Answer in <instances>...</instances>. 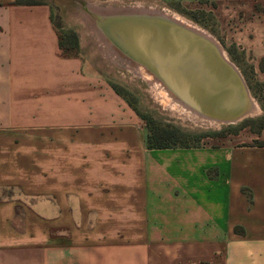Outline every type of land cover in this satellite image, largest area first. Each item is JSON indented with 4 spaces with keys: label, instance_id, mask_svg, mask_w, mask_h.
I'll list each match as a JSON object with an SVG mask.
<instances>
[{
    "label": "crops",
    "instance_id": "0c3cea01",
    "mask_svg": "<svg viewBox=\"0 0 264 264\" xmlns=\"http://www.w3.org/2000/svg\"><path fill=\"white\" fill-rule=\"evenodd\" d=\"M15 1L0 0V264H264V146L149 149L130 104L62 54L50 5ZM246 32L264 56V21Z\"/></svg>",
    "mask_w": 264,
    "mask_h": 264
},
{
    "label": "rangeland",
    "instance_id": "374dc122",
    "mask_svg": "<svg viewBox=\"0 0 264 264\" xmlns=\"http://www.w3.org/2000/svg\"><path fill=\"white\" fill-rule=\"evenodd\" d=\"M26 1L50 5L52 20L58 32L71 38L74 44L77 43L74 54L76 53L77 57L92 68L93 73L106 80L111 87L114 85L119 88L128 104L139 113L142 127L147 128L151 121L157 126L170 125L188 135L189 144L192 146L226 141L264 144V56L260 54L259 48L250 49L246 46L254 36L246 30L250 22L264 21V6L260 4L253 7L225 8L201 6L182 11L178 7L140 6L134 4L137 2L117 0ZM86 6L153 8L177 14L203 29L214 38L226 58L242 74L259 108L258 113L235 123L220 125H205L184 117L160 97L157 89L149 81L133 72L117 55L112 56L113 52L108 50L109 45L94 28L91 18L87 17L85 9L82 8ZM8 193L16 196L18 191L11 190Z\"/></svg>",
    "mask_w": 264,
    "mask_h": 264
},
{
    "label": "water",
    "instance_id": "95a60500",
    "mask_svg": "<svg viewBox=\"0 0 264 264\" xmlns=\"http://www.w3.org/2000/svg\"><path fill=\"white\" fill-rule=\"evenodd\" d=\"M86 8L94 28L116 53L143 66L177 98L225 124L241 120L251 93L216 42L169 20L162 10Z\"/></svg>",
    "mask_w": 264,
    "mask_h": 264
},
{
    "label": "bare ground",
    "instance_id": "6f19581e",
    "mask_svg": "<svg viewBox=\"0 0 264 264\" xmlns=\"http://www.w3.org/2000/svg\"><path fill=\"white\" fill-rule=\"evenodd\" d=\"M139 5L142 6L141 4H139ZM82 8L85 9V11L87 10L86 7H82ZM138 9H143V8L139 7ZM145 10H149V12H151V13L158 12V10L153 9V8H149V9H145ZM159 12H162V14L165 17H167L169 20H172L176 24L187 27V28L193 30L194 32L198 33L199 35H202L203 37L210 39L211 41L216 42L214 40V38H212L206 31H204L203 29L199 28L198 26L190 23L189 21L185 20L181 16H179L177 14L169 13L167 11H159ZM87 17H90L93 24L95 25V21L92 18V16L90 15V13H87ZM105 43H107V42H105ZM108 50H110L111 53L113 52L112 56L117 55L118 58L123 60L127 64V66H129L130 69H132L133 72H135L137 75H140L143 78H145L147 81H149L157 89L158 93L160 94V97L164 98L175 110L180 112L184 117L190 118L194 122H200V123L205 124V125H214V124L220 125V124L224 123V122H222L223 120L210 117V116L206 115L205 113H203L202 111H199L198 109H196V108L192 107L191 105L187 104L186 102L182 101L180 98H177L174 94H172L170 92V90L167 88V86L160 79L156 78L153 74L148 72L143 66L135 65V64L131 63L130 61L126 60L124 57H122L121 55L116 53L115 50L113 48H111L110 45L108 46ZM243 104H244V107H243L244 109H243V114H242L240 119L245 118V117H249V116H253V115L258 113L259 108L256 105L251 94L247 93V96H246Z\"/></svg>",
    "mask_w": 264,
    "mask_h": 264
},
{
    "label": "trees",
    "instance_id": "16d2710c",
    "mask_svg": "<svg viewBox=\"0 0 264 264\" xmlns=\"http://www.w3.org/2000/svg\"><path fill=\"white\" fill-rule=\"evenodd\" d=\"M39 2H29L26 0H16L14 4L16 5H29L35 4ZM56 27V26H55ZM57 30V28H56ZM58 32V30H57ZM59 36V47L64 56H78L74 51L77 48V43H73L67 36H63L60 32H58ZM113 89L122 96L124 99L125 96L116 86H112ZM135 110V109H134ZM136 111V110H135ZM137 112V111H136ZM139 115V113H137ZM147 129V146L149 149H168V148H190L197 147L189 144L188 135L182 133L177 128H174L170 125L157 126L154 122H150ZM259 146H264V144H260Z\"/></svg>",
    "mask_w": 264,
    "mask_h": 264
}]
</instances>
